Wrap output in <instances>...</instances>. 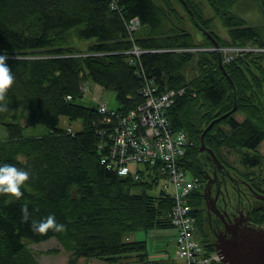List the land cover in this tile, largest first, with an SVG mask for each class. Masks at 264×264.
<instances>
[{
  "label": "trees",
  "instance_id": "obj_1",
  "mask_svg": "<svg viewBox=\"0 0 264 264\" xmlns=\"http://www.w3.org/2000/svg\"><path fill=\"white\" fill-rule=\"evenodd\" d=\"M244 1L187 0L194 18L182 0H0V55H9L6 63L15 76L3 102L7 111L0 112V125L7 129L0 139V164L31 174L20 200L0 195V264H42L25 238L40 242L51 237L69 251L68 264H87L92 258L107 264H176L151 259L146 240L131 239L140 230L174 227L172 196L163 186L150 193L164 177L161 165L143 163L126 174L109 169L101 161L100 147L108 140L97 132L105 127L102 113L97 104L83 105L77 99L89 79L113 89L115 109L124 112L144 100L146 76L158 92L184 88L167 114L172 126L185 129L193 142L180 164L188 176L201 180L206 160L199 148L201 134L234 106L230 75L236 111L213 124L205 143L230 162L235 163L234 155L243 165L252 157L263 160L264 53L232 52L226 60L223 50L225 73L212 36L196 23L220 47L264 45V0H253L263 18L257 25L238 11ZM133 16L141 25L132 38L127 22ZM216 22L224 33L212 28ZM134 45L147 51L137 56L130 51ZM25 103L26 125L10 121ZM63 115L82 119L81 129L70 133L61 127ZM35 124L46 130L25 135L24 128ZM200 192L198 188L191 199L199 216ZM24 204L30 213L27 223L22 222ZM50 214L65 230L33 233L31 220ZM259 221L264 224V218Z\"/></svg>",
  "mask_w": 264,
  "mask_h": 264
},
{
  "label": "built area",
  "instance_id": "obj_2",
  "mask_svg": "<svg viewBox=\"0 0 264 264\" xmlns=\"http://www.w3.org/2000/svg\"><path fill=\"white\" fill-rule=\"evenodd\" d=\"M127 23L128 28L135 31L140 26V18L136 16ZM224 50L227 53L226 60H229L232 58L231 53L240 52L241 47H227ZM243 50L258 53L254 46H244ZM133 52L140 56L144 50L135 46ZM82 88L85 89L86 84ZM183 92L184 88L158 92L153 79L146 76L141 89L144 100L137 107L124 112L109 107L106 102H98V110L104 115L105 127L97 132L108 140V143L100 144L104 150L101 161L120 174L134 172L131 162L162 165V175L167 179L163 188L166 189L168 183L172 182L174 189L178 187L176 190L180 191L176 194L178 217L171 220L177 230L176 252L184 260L183 264H225L216 248L210 250L196 237L195 229L190 223L194 218L191 211L194 207L190 201L187 203L186 195L198 188L200 180L195 176H188L182 166L176 167L173 172L170 169L174 161H178L184 154L190 140L187 133L172 126L166 109ZM67 99H71L70 94ZM67 131L74 132L71 127ZM186 136L188 140L185 139ZM176 138H180L179 142L175 141ZM135 177L140 178L141 173L136 172ZM179 217L181 220H178Z\"/></svg>",
  "mask_w": 264,
  "mask_h": 264
},
{
  "label": "flooded vegetation",
  "instance_id": "obj_3",
  "mask_svg": "<svg viewBox=\"0 0 264 264\" xmlns=\"http://www.w3.org/2000/svg\"><path fill=\"white\" fill-rule=\"evenodd\" d=\"M240 164L206 157L199 184L203 225L198 229L205 246L225 247L264 228L259 221L264 218V159Z\"/></svg>",
  "mask_w": 264,
  "mask_h": 264
},
{
  "label": "rangeland",
  "instance_id": "obj_4",
  "mask_svg": "<svg viewBox=\"0 0 264 264\" xmlns=\"http://www.w3.org/2000/svg\"><path fill=\"white\" fill-rule=\"evenodd\" d=\"M240 14L246 17L247 22L250 24H262L263 18L259 11L258 6L253 0L244 1L240 8H238ZM212 28L218 33H224L226 30L221 25L220 22H216ZM77 101L83 105H95L98 102H106L109 107L116 108L118 105L116 92L113 89H107L101 85L95 83L92 79L86 81V88L82 97H79ZM28 115V105L25 103L20 106L12 115L8 117L10 121H20L23 125L27 123ZM236 118L241 119L240 114H236ZM60 126L64 128L71 127L73 131H78L82 127V119H70L67 115L61 116ZM46 130L44 125L35 124L29 125L24 128L25 135H34L42 133ZM7 129L3 124L0 125V139L6 136ZM261 152L264 153V140L259 146ZM228 162V158L224 156ZM224 158V159H225ZM235 163L230 162L234 166L241 168L239 158L235 155ZM225 159V160H226ZM238 159V160H237ZM130 166L135 171L137 167L144 166L143 163L131 162ZM167 182V179L162 177L158 186L150 190L151 192H156L164 183ZM134 191H140V186H135ZM175 234L176 229L174 227H164L159 229H153L150 231L140 230L131 234V237L135 236L136 239L146 240L147 242V252L151 255L153 259L164 260L168 259L171 256L174 257L176 250L175 243ZM195 235L200 239L198 229H195ZM25 241L31 246L36 252L37 256L42 264H68L69 260V251L64 247V245L56 238L51 237L47 240L34 242L28 238H25ZM82 261H85L83 258ZM178 263H181L180 259H176ZM87 264H107L105 261L100 259L92 258L87 260Z\"/></svg>",
  "mask_w": 264,
  "mask_h": 264
},
{
  "label": "clouds",
  "instance_id": "obj_5",
  "mask_svg": "<svg viewBox=\"0 0 264 264\" xmlns=\"http://www.w3.org/2000/svg\"><path fill=\"white\" fill-rule=\"evenodd\" d=\"M9 55L4 52L0 55V112L7 111L6 94L15 82V76L12 69L8 66L6 61ZM31 174L25 168L17 167L14 164L3 163L0 164V195H8L20 200L24 195L22 187L29 181ZM22 222L27 223L30 219L28 205L24 204L21 208ZM65 225L58 223L53 214L48 215L42 220H31V230L35 234L44 235L49 230L55 232H62L65 230Z\"/></svg>",
  "mask_w": 264,
  "mask_h": 264
},
{
  "label": "water",
  "instance_id": "obj_6",
  "mask_svg": "<svg viewBox=\"0 0 264 264\" xmlns=\"http://www.w3.org/2000/svg\"><path fill=\"white\" fill-rule=\"evenodd\" d=\"M182 1L190 11L192 16L194 17L195 16L194 12L190 8L187 0H182ZM196 23L203 30H205L210 36H212L215 46L219 47V42L217 38H215L209 31H207L197 20ZM219 54H220V64L224 72L227 73L223 64V57L220 50H219ZM227 76L234 87V93H235L234 106L231 110L225 112L221 116L214 118L207 125V127L201 134L200 150L201 151L208 150L213 156H216V153L212 148L206 145L205 133L213 126L214 123L219 121L221 118L229 115L237 108V91H236L235 83L230 75ZM216 250L219 253L221 259L224 260L225 264H264V228L256 229L253 235L244 238L242 241H236L225 247L223 246L217 247Z\"/></svg>",
  "mask_w": 264,
  "mask_h": 264
},
{
  "label": "bare ground",
  "instance_id": "obj_7",
  "mask_svg": "<svg viewBox=\"0 0 264 264\" xmlns=\"http://www.w3.org/2000/svg\"><path fill=\"white\" fill-rule=\"evenodd\" d=\"M134 17H136V16H133V18ZM128 24V23H127ZM139 25H141V20H140V23H139ZM138 25V26H139ZM140 27V26H139ZM138 27V28H139ZM128 30L130 31V35L132 36V38H133V33H134V30H130L129 28H128ZM137 30V29H136ZM135 46H138V45H134V47H133V49L135 48ZM240 47H241V50H240V52L242 53V52H244V50H243V48H244V46H254L256 49H257V51L259 52V53H264V45H260V44H257V43H250V44H247V45H239ZM139 47V46H138ZM227 47H235V46H227ZM227 47H216L215 46V48L216 49H218V50H220L221 51V53H222V51L224 50V48H227ZM133 49L132 50H130V51H132L133 52ZM142 49V48H141ZM144 50V52H146L147 50H145V49H143ZM225 51V50H224ZM143 52V53H144ZM223 57V56H222ZM166 109H168V107H166ZM231 110V109H230ZM236 111V110H235ZM235 111H233V112H235ZM233 112H231V113H233ZM230 113V114H231ZM224 114V113H223ZM229 114V115H230ZM222 115V114H221ZM221 115H219V116H221ZM229 115H227V116H225V117H228ZM218 117V116H217ZM225 117H223V118H225ZM102 118H104V115L102 114ZM223 118H221V119H223ZM220 119V120H221ZM219 120V121H220ZM173 128V127H172ZM180 131L181 132H183V133H187V131L185 130V129H180ZM188 134V133H187ZM185 139L186 140H188V136H186L185 137ZM179 140H180V138H176L175 139V141H177V142H179ZM192 141H191V139L189 140V142H188V145H187V147H186V149H185V152H184V154L183 155H181L179 158H178V161L177 160H175L174 161V163H173V165H172V167L170 168L171 169V171L173 172L174 171V169L176 168V167H178V166H182L181 164H180V158H182L184 155H185V153H186V151H187V149L192 145ZM208 147H210V146H208ZM200 148V147H199ZM211 148V147H210ZM201 152H203L204 153V156H206V157H209V156H212L213 157V155L208 151V150H205V151H201ZM216 153V152H215ZM217 160H219V161H221V159H224V158H222L220 155L218 156L217 154H216V156H214ZM234 164V163H233ZM233 164H231V166H233L234 167V165ZM183 167V166H182ZM164 172H163V168H162V165L160 166V173L159 174H163ZM120 174V173H119ZM174 178L176 177L175 175L173 176ZM196 178H198V180H200V178L198 177V176H195ZM178 187H176L175 189H174V185H173V183L172 182H169L168 183V185H167V188L165 189L164 188V190L168 193V194H170L171 196H172V198H173V205H172V208H171V210L169 211V216H170V218H175V217H178V214L176 213V208L178 207V200H177V198H176V194H178V193H180V191H178V190H176ZM198 188H199V186H198ZM197 188V189H198ZM197 189H192L187 195H186V200H187V203H189V201L191 202V199L193 198V195H194V193H195V191L197 190ZM135 192H139V191H135ZM151 194H155V192L153 193V192H150ZM194 207V206H193ZM192 211V214L194 215V218L191 220V225L194 227V229H199L200 227H202V215L201 216H199L198 214H197V212H196V210L195 209H192L191 210ZM178 220H181V217H179L178 218ZM172 221V220H171ZM136 240V239H135ZM137 240H139V239H137ZM176 244H177V237H176ZM176 248H177V245H176ZM169 259H171L172 261H174V262H176V264H183L184 263V260L177 254V252H176V250H175V255H174V257H170ZM176 259H180L181 260V263H178L177 261H176ZM158 260V259H157Z\"/></svg>",
  "mask_w": 264,
  "mask_h": 264
},
{
  "label": "crops",
  "instance_id": "obj_8",
  "mask_svg": "<svg viewBox=\"0 0 264 264\" xmlns=\"http://www.w3.org/2000/svg\"><path fill=\"white\" fill-rule=\"evenodd\" d=\"M176 229V228H175ZM176 234H177V230H176ZM176 234H175V238H174V240H175V243H176ZM131 239H136V237L135 236H133V237H131ZM177 245V244H176ZM148 253V252H147ZM149 254V253H148ZM149 257L151 258V259H153L152 257H151V255L149 254ZM169 259V258H168Z\"/></svg>",
  "mask_w": 264,
  "mask_h": 264
}]
</instances>
